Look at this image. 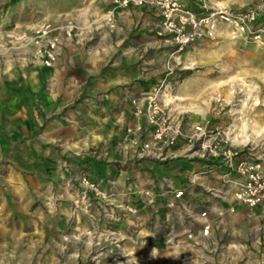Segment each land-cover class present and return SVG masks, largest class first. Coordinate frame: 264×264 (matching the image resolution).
<instances>
[{
	"label": "rangeland",
	"instance_id": "1",
	"mask_svg": "<svg viewBox=\"0 0 264 264\" xmlns=\"http://www.w3.org/2000/svg\"><path fill=\"white\" fill-rule=\"evenodd\" d=\"M206 2L233 12L256 4ZM68 17L78 20L71 54L55 68L40 70L25 46L27 33L42 21ZM166 40L148 6L0 0V264H177L164 234L148 221L132 225L117 212L107 218L80 181L130 175L103 150L104 138L116 130L118 107L110 98L122 84L144 91L170 85L184 126L218 127L219 138L227 134L233 147L264 150V6L250 32L220 27L213 38L174 54ZM190 58L195 62L188 68ZM185 78L190 84L178 92ZM255 122L262 126L258 133ZM234 124L239 141L231 139ZM251 134L254 140H240ZM140 173L159 176L151 169ZM242 213L246 218L219 241L245 244L224 252L232 264H252L264 253L263 203Z\"/></svg>",
	"mask_w": 264,
	"mask_h": 264
},
{
	"label": "built area",
	"instance_id": "2",
	"mask_svg": "<svg viewBox=\"0 0 264 264\" xmlns=\"http://www.w3.org/2000/svg\"><path fill=\"white\" fill-rule=\"evenodd\" d=\"M118 6H148L159 16L161 32L167 36L172 54L202 40L211 39L220 27L243 34L250 32L258 19L264 0L245 10L233 12L222 6L210 8L206 0H111ZM78 20L42 21L27 33L25 46L29 57L41 68H53L63 50L75 36ZM172 73V68H167ZM170 85L149 87L131 99L134 121L125 125L117 143L128 159L150 161L158 165L182 158L193 166L187 181L174 185L167 175H159L145 186L128 185L126 189L112 182L103 184L83 176L81 184L100 201L104 215L128 220L132 225H148L167 237L168 252L177 264H232L224 258L218 221L238 206L254 208L264 202V150L235 148L226 138H219L218 127L193 125L187 137L188 149L168 150L184 134L183 112L172 109L164 96ZM121 143H124L122 145ZM201 164V165H200ZM203 175H212L217 185L199 183ZM129 179V178H127ZM98 201V202H99ZM198 205L196 210L190 206ZM182 210L183 212H181ZM187 226L180 228L178 218ZM223 250V251H222ZM216 256V258H215ZM252 264H264V253Z\"/></svg>",
	"mask_w": 264,
	"mask_h": 264
},
{
	"label": "crops",
	"instance_id": "3",
	"mask_svg": "<svg viewBox=\"0 0 264 264\" xmlns=\"http://www.w3.org/2000/svg\"><path fill=\"white\" fill-rule=\"evenodd\" d=\"M72 45L73 44L70 42L65 48H63V50L61 51L56 61L55 67L58 64L62 63V61L66 62L68 55L71 54L70 52L73 49ZM41 69H44V68H41L40 66V70ZM47 69H50V68H47ZM129 77H131V74H129ZM132 77H134V74ZM119 79H118L119 81L122 80L120 77ZM141 91H143L142 87H138L135 85L131 87L130 85L122 84L115 88L114 93H113L114 97L110 99H112V101H114L116 106L118 107L117 108L118 111H116L117 115L115 118L116 119V130H115V133L110 138H104L103 140V150L105 149V153L106 155H108L107 160L110 162L117 161L121 163L123 166V170H126V172L130 170V175L128 176L129 179L126 180L125 177H122V176L118 177L117 179H111L109 174H106V178L105 179L100 178V180H102L103 184H106V185L108 184V182H112L116 187L123 189V190H125L126 186L128 185H134V186L141 187V186H145L147 183H150L152 179L147 178L148 175L142 176L144 178H140L142 174L141 173L139 174V171L151 169L153 172L158 173L159 175L169 176L172 179V183L177 186L187 181L186 178L189 172L191 171L192 167H200V166H193L191 162H188L187 160H183L182 158L175 159L172 162H169L167 164H162L161 166L158 165L157 163H153L150 161L131 160L130 158L128 159L126 152L122 151L124 149H120L118 145H116V143L119 142L118 139L120 137L122 128L125 125L131 124L134 121L133 115H132L133 106L131 104V99L139 96ZM178 112H181V111H178ZM188 124L189 125H187L186 123V126H184V134L177 140V142L173 146L168 148V150H173L174 153H179L181 150L188 149L187 137L192 132L194 123L191 122ZM121 144L124 145V143H121ZM122 172H125V171H122ZM199 183L217 185L218 181L212 175H203L200 177ZM197 206L198 205H193V206L191 205L189 209L196 210L199 207ZM263 207H264V202H263ZM245 208L247 207L238 206L233 213L225 214L218 221L217 233H219L223 237L224 236L223 232L229 229L232 235V232L234 230L233 226L235 224H239V222H242L243 219H245L247 216L245 215V213H242V210ZM180 211L183 212L182 210ZM184 219H185L184 215L183 217L180 216L178 218L180 222V228L187 226V223ZM226 225L228 226V228L226 227ZM221 245H223L222 249L224 250V252H226L227 250L231 252L232 250H237V249L241 250V248L245 246V244L243 243H234L233 241H230L228 244L224 243ZM226 254L227 253H225L223 257H225ZM229 256H231V254Z\"/></svg>",
	"mask_w": 264,
	"mask_h": 264
},
{
	"label": "bare ground",
	"instance_id": "4",
	"mask_svg": "<svg viewBox=\"0 0 264 264\" xmlns=\"http://www.w3.org/2000/svg\"><path fill=\"white\" fill-rule=\"evenodd\" d=\"M83 13V12H82ZM194 59L193 58H190L189 59V61L187 62V64H188V68H191L193 65H194ZM59 71V70H58ZM38 72H39V69H37V71L36 72H34V73H32V76H31V79L33 80L34 78H37L38 76H39V74H38ZM38 74V75H37ZM35 75H36V77H35ZM189 84H190V81H189V79H187V78H185V79H183V81L179 84V86H178V88H177V91L178 92H180V91H182V90H184L185 88H187L188 86H189ZM172 88L171 89H169V87L167 86L166 87V89L164 90V96L166 97V99L168 100V101H170L171 102V104H172V108L173 109H176L177 107H178V105H179V103L177 102V101H175V99L176 98H178L174 93H172ZM242 101H243V104H247L248 103V99H246V98H244V99H242ZM239 110V109H238ZM236 113L237 112H240V110L239 111H235ZM248 122L247 121H245L242 125V127H247L248 126ZM237 128H238V125H236V124H234V126H232V129H229V132H230V134H232V137H231V139L233 140V141H239V134H240V132H236L237 131ZM262 129V126L261 125H259L258 123H253V125H252V130H253V132H255V133H258L260 130ZM252 135V134H251ZM251 135H245L243 138H241L240 140L241 141H249V140H254L255 138L253 137V135L251 136ZM93 136H95V137H99L98 135H96L95 133H93ZM85 144H86V142H84ZM77 144V142H74V145H76Z\"/></svg>",
	"mask_w": 264,
	"mask_h": 264
}]
</instances>
